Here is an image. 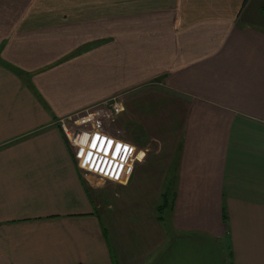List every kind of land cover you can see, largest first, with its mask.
Returning <instances> with one entry per match:
<instances>
[{
    "label": "crops",
    "instance_id": "crops-1",
    "mask_svg": "<svg viewBox=\"0 0 264 264\" xmlns=\"http://www.w3.org/2000/svg\"><path fill=\"white\" fill-rule=\"evenodd\" d=\"M263 7L0 0V264H264ZM146 83L172 93L133 138L156 164L99 191L59 120ZM135 186L152 191L131 221L115 200Z\"/></svg>",
    "mask_w": 264,
    "mask_h": 264
},
{
    "label": "rangeland",
    "instance_id": "rangeland-1",
    "mask_svg": "<svg viewBox=\"0 0 264 264\" xmlns=\"http://www.w3.org/2000/svg\"><path fill=\"white\" fill-rule=\"evenodd\" d=\"M87 46V45H85ZM84 46V47H85ZM89 46V45H88ZM82 51V49H79ZM77 54V51H72L67 56H75ZM172 93L170 89L167 88H159L154 85L153 83H146L144 85L138 86L134 89H131L128 91L125 95V97H116L114 99H109L105 102L98 103L94 106H90L88 108H85L84 111L81 110L79 112L74 113L71 115L70 118L65 119L64 121L67 123L69 127H71L74 131L77 129L81 130H98L104 133L113 134V132H117L120 134L119 136L123 137V140H126L132 144H135L137 147L138 145L133 141V138L137 135H141L142 133H145V130L142 128L141 118L144 116V114H148V116H152L155 110L158 108L157 106H160L161 101H171ZM117 101L120 103V110L117 109V107L114 106V102ZM167 102V103H168ZM155 103H159L155 106ZM153 104V105H152ZM86 110V111H85ZM158 110V109H157ZM87 113H93V120L92 123H81L80 125L74 124V121L77 119H80L83 117V115H86ZM83 121V120H82ZM95 126V129L92 128L93 125ZM167 129H164L165 131L170 132V126L166 125ZM163 130V131H164ZM122 139V138H121ZM93 144L96 145L94 148L95 150H98L99 152L103 149V142L98 141V139H93ZM152 139H150L151 141ZM153 141V140H152ZM158 141L156 142L154 140V147L158 146ZM76 150V148H75ZM138 154L139 153V147L137 148ZM94 152V151H93ZM179 152L180 149L178 147L177 150H175V154L173 156L174 163L172 166L176 165V162L179 160ZM151 153V152H150ZM148 153L147 157H145V160L143 158L138 157L133 165L134 170L137 169V166L139 165V162H145L147 166L152 167V165L155 163L157 157L153 153ZM162 168V171L164 172V166L160 165L159 169ZM131 172L130 179L134 173ZM150 173V170L146 171V174H142L143 181H149V177L147 174ZM160 173V172H159ZM96 174L85 172L83 171V177L88 185L95 186L99 191H106V190H115V187H112L111 184H109V181L101 179V176H95ZM163 174L160 173V176ZM157 176V177H160ZM141 178V179H142ZM128 179V182L130 181ZM118 184V183H116ZM128 184V183H127ZM120 185V184H118ZM150 188L142 187V186H135L132 189L125 190L124 193H122L116 200L115 209L114 212H118L119 215L122 217H130L131 221L134 220L135 216L137 215H143V213H146V211H149L147 209V203L146 198H148L149 193H151ZM103 196L102 194L99 195V198L101 199ZM157 205V204H156ZM171 210H166L164 213V223L166 225H169V215ZM121 217V218H122ZM122 221V220H121ZM126 221V220H125ZM124 226H126V222L123 223ZM224 247L225 244H223ZM226 263H230V255L227 250L226 253Z\"/></svg>",
    "mask_w": 264,
    "mask_h": 264
},
{
    "label": "built area",
    "instance_id": "built-area-1",
    "mask_svg": "<svg viewBox=\"0 0 264 264\" xmlns=\"http://www.w3.org/2000/svg\"><path fill=\"white\" fill-rule=\"evenodd\" d=\"M119 104L120 103L115 101L113 107H117V109L120 110L121 105ZM70 117L71 115L60 119L59 127L73 149L78 167L82 171L101 176L103 180L126 185L128 179H130L131 172L134 170L133 165L139 157L138 147L114 134L96 130L93 124L92 128L95 129L93 131H88L89 128L88 130H81L79 128L74 131L64 121ZM92 120L93 113H87L83 115L82 118L75 120L74 124L92 123ZM93 139H98V141L103 142V149L101 152L92 147ZM125 149H127V151H125Z\"/></svg>",
    "mask_w": 264,
    "mask_h": 264
},
{
    "label": "trees",
    "instance_id": "trees-1",
    "mask_svg": "<svg viewBox=\"0 0 264 264\" xmlns=\"http://www.w3.org/2000/svg\"><path fill=\"white\" fill-rule=\"evenodd\" d=\"M247 1V0H246ZM263 13H264V7L262 8ZM173 199H174V191H173V186L171 187H166L164 189V192L162 194L161 197V201L160 203L157 205L156 211L158 213V219L162 220L164 219V213L165 211L171 210L172 209V205H173ZM227 214L225 212V210L223 211V220L225 222V224H227ZM229 255H230V263L229 264H233L232 263V251H228Z\"/></svg>",
    "mask_w": 264,
    "mask_h": 264
},
{
    "label": "snow or ice",
    "instance_id": "snow-or-ice-1",
    "mask_svg": "<svg viewBox=\"0 0 264 264\" xmlns=\"http://www.w3.org/2000/svg\"><path fill=\"white\" fill-rule=\"evenodd\" d=\"M92 147H93V148H95V147H96V145H95V144H93V145H92ZM118 151H119V150H118ZM125 151H127V149H125Z\"/></svg>",
    "mask_w": 264,
    "mask_h": 264
}]
</instances>
